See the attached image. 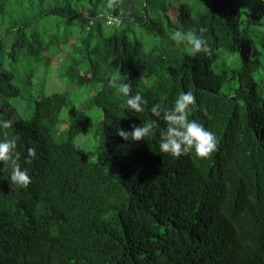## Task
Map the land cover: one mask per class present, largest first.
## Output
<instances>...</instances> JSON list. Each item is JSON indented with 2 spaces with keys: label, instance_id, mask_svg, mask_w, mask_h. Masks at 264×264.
<instances>
[{
  "label": "trees",
  "instance_id": "16d2710c",
  "mask_svg": "<svg viewBox=\"0 0 264 264\" xmlns=\"http://www.w3.org/2000/svg\"><path fill=\"white\" fill-rule=\"evenodd\" d=\"M93 1L84 13L68 11L81 32L80 47L56 66L68 90L40 97L27 120L12 118L7 101L19 90L0 62V120L14 122L0 127V141L16 139L19 163L32 177L22 188L12 184L10 168L0 173V264H264V98L253 79L264 57L257 31L264 0H122V16L119 8L103 13ZM109 16L119 24L107 25ZM196 26L207 28L211 57L171 39ZM25 48L16 40L7 58L20 62ZM220 51L240 58L231 93L222 91L227 74L211 69ZM52 62L40 65L45 70ZM29 65L36 70L39 63ZM116 68L131 94L147 100L144 112L120 107L122 96L109 86ZM77 87L90 96L83 108L68 110L58 133L69 90ZM189 90L197 105L189 119L219 141L206 159L194 150L176 158L159 149L166 124L150 108L170 109ZM95 109L99 120L88 113ZM153 119L159 129L145 140L117 135L120 127L130 131ZM92 130L99 142L88 161L74 141ZM30 147L36 157L27 164Z\"/></svg>",
  "mask_w": 264,
  "mask_h": 264
},
{
  "label": "rangeland",
  "instance_id": "374dc122",
  "mask_svg": "<svg viewBox=\"0 0 264 264\" xmlns=\"http://www.w3.org/2000/svg\"><path fill=\"white\" fill-rule=\"evenodd\" d=\"M163 1L168 4L174 0ZM93 3L103 10L106 0H94ZM92 7L94 6L89 3V0H0V62L7 71L14 73V84L19 90L17 98L7 101L14 110L13 120L29 119L32 116L35 101L40 97L68 90L69 87L56 71V66L63 59L64 54L72 56L75 48L80 47L78 39L81 35L77 28L78 20L72 19L68 11L72 9L84 13ZM103 30L111 33L115 29L104 26ZM257 31L260 35H264V27L257 28ZM20 39L28 46L23 49L26 56L21 58L20 62L11 63L7 54L13 43ZM95 44H98L96 38L93 42V45ZM99 49L101 50L100 44ZM165 49L170 54L175 53L167 44ZM31 52H35L36 55L29 56ZM50 61H53L52 64L44 70L40 63ZM32 62L39 63L36 65L38 67L36 70L29 65ZM239 65L238 54L224 51H220L219 57L212 63L211 69L214 72L227 74V81L222 89L225 93H231L238 87L236 80L233 81L232 78L237 79L234 71ZM253 79L256 82V93L264 98L263 56L260 58L258 70L254 73ZM114 94L117 98L121 97L115 88ZM89 96L90 92L86 87L69 90L66 105L60 114V123L56 128L58 133L63 132L67 127L68 110L83 108ZM3 103L0 99V106ZM88 113L95 120L101 118L100 110L95 109ZM74 142L85 159L88 161L95 159L99 142L95 130L80 135Z\"/></svg>",
  "mask_w": 264,
  "mask_h": 264
},
{
  "label": "clouds",
  "instance_id": "9594fccd",
  "mask_svg": "<svg viewBox=\"0 0 264 264\" xmlns=\"http://www.w3.org/2000/svg\"><path fill=\"white\" fill-rule=\"evenodd\" d=\"M121 3L122 0H106L103 13L111 15L112 11L119 8L120 15H124V9L120 8ZM206 31L207 28L204 26H196L187 31L176 30L171 39L177 44L186 43L189 45L192 54L203 53L211 57L212 50L204 36ZM249 59L255 61L256 57L250 56ZM109 86L115 88L117 93L122 96L121 108L135 113L145 111L144 106L147 104V100L139 92L135 95L131 94L132 84L126 83L122 79L119 68H116V71L111 75ZM196 106V96L189 90L181 92L176 98L174 106L170 109L161 104H155L150 108L153 116L162 119L166 124V127L159 131L161 153L179 158L189 155L194 150L196 156L206 159L213 152L218 151L219 141L215 133L207 130L202 123L189 119ZM13 123L11 118L0 120V127L9 129ZM130 129L129 131L120 127L117 129V135L125 141L139 142L145 140L146 137L155 135L159 129V123L157 119H153L151 122L142 123L139 126L132 124ZM16 148V139L0 141V162L4 165L3 168H0V173L10 168L12 184L27 188L32 182V177L27 168L21 167L19 163L20 153L16 151ZM35 157L36 149L34 147L28 148L25 162L31 164Z\"/></svg>",
  "mask_w": 264,
  "mask_h": 264
},
{
  "label": "built area",
  "instance_id": "2783aa9c",
  "mask_svg": "<svg viewBox=\"0 0 264 264\" xmlns=\"http://www.w3.org/2000/svg\"><path fill=\"white\" fill-rule=\"evenodd\" d=\"M90 24H91V22H90ZM106 24L109 26H113V25L117 26L119 24V20L112 17V16H109L106 18Z\"/></svg>",
  "mask_w": 264,
  "mask_h": 264
}]
</instances>
